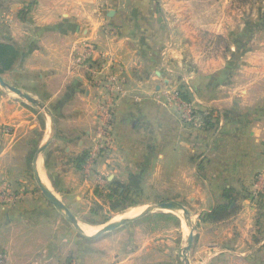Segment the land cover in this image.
I'll use <instances>...</instances> for the list:
<instances>
[{
  "label": "crops",
  "instance_id": "1",
  "mask_svg": "<svg viewBox=\"0 0 264 264\" xmlns=\"http://www.w3.org/2000/svg\"><path fill=\"white\" fill-rule=\"evenodd\" d=\"M0 42L20 52L0 74V188L22 195L0 205L9 264H164L138 223L161 201L199 215L225 205L224 220L198 227V259L176 264H264V194H253L264 171V0H0ZM87 45L113 55L124 81L100 184L81 161L106 90L79 63ZM184 80L213 111L205 124L186 125L169 101ZM159 214L184 235V211Z\"/></svg>",
  "mask_w": 264,
  "mask_h": 264
},
{
  "label": "rangeland",
  "instance_id": "2",
  "mask_svg": "<svg viewBox=\"0 0 264 264\" xmlns=\"http://www.w3.org/2000/svg\"><path fill=\"white\" fill-rule=\"evenodd\" d=\"M177 77V76H176ZM175 77V79H176ZM170 88L169 91V101L170 103H173L178 110L181 113L182 118L186 122V125H202L205 124V121L208 120L212 114L213 111L209 109H200L195 105L193 96L194 93L191 90V83H187L184 80V84L177 88H171L172 85H169ZM205 119V121L203 120ZM3 130L7 133L9 132V127H4ZM113 140H114V133L112 132ZM98 144H99V138L97 137V141L90 150H87L86 154L83 156L82 161V168L83 172L86 175L95 176L97 179V172H96V164L97 162L108 159L109 156L112 153V147L111 150H98ZM114 144V142H113ZM93 163L91 166H89L90 162ZM88 168V169H87ZM88 170V171H87ZM98 184H100V179L98 178ZM153 191H160L161 187H154L152 188ZM98 193L103 194L102 189L100 190L98 188ZM254 195H257L255 192ZM260 199V198H259ZM258 199V200H259ZM257 200V201H258ZM171 202V201H169ZM178 204L177 202H175ZM133 203H126V202H115L112 203L113 209H122L127 208L131 206ZM167 204L165 201L156 202V203H149L147 206H145V209L151 213L154 212L153 215L147 216L142 218L138 223L139 225L143 226V233L149 234L152 232L154 241L152 244L153 246V257L155 260L163 261L164 264H176V261L179 262H187L189 261H195L198 259L196 256L197 249L199 248V240L200 236L197 233L198 229L202 226L203 223L207 221H222L225 218V205H217L216 209L211 210L208 212L205 210L204 215H199V213L195 214V206L193 204H187V210L185 214V226L183 230L182 235L178 230H174L178 225V220L176 218H172L171 215H161L159 212L161 211H175V212H183V209H181L178 205L177 206H171L170 208H161L162 205ZM258 204V203H257ZM111 205V204H110ZM105 209H108V204H105ZM95 210L99 209L97 206L94 208ZM198 216V218H197ZM116 220V219H113ZM106 221H111L107 220ZM108 223V222H107ZM110 224V223H109ZM108 224H106L107 226ZM105 226V227H106ZM104 227V229H105ZM199 227V228H198ZM147 229V230H146ZM120 229L117 230L119 232ZM194 232H196V235ZM151 235V236H152ZM150 236V234L148 235ZM184 236V239H183ZM168 249L169 253L165 250ZM160 250V252L158 251ZM163 252V253H162Z\"/></svg>",
  "mask_w": 264,
  "mask_h": 264
},
{
  "label": "built area",
  "instance_id": "3",
  "mask_svg": "<svg viewBox=\"0 0 264 264\" xmlns=\"http://www.w3.org/2000/svg\"><path fill=\"white\" fill-rule=\"evenodd\" d=\"M79 63L89 65L87 68L93 80L98 86L106 89L105 95L97 105V116L100 121L98 150H111L114 142L112 132L116 117V106L124 92V81L115 70L116 59L111 54L99 52L92 45H87L84 47V54L79 59ZM94 157H92L89 166L93 163ZM254 191L256 194H264V171L257 175ZM21 199L22 195L13 192L9 187L0 188V205L16 204ZM8 262L7 253L1 250L0 264H9Z\"/></svg>",
  "mask_w": 264,
  "mask_h": 264
},
{
  "label": "water",
  "instance_id": "4",
  "mask_svg": "<svg viewBox=\"0 0 264 264\" xmlns=\"http://www.w3.org/2000/svg\"><path fill=\"white\" fill-rule=\"evenodd\" d=\"M0 82L2 84H5V82H3L1 76H0ZM10 89L13 90L14 92L18 93L22 98H24L25 100H27L28 102L32 103V104H36L34 102V100L29 96V94L22 92L20 89L10 86ZM51 115V114H50ZM44 191L46 192V194L49 196L50 200L55 204V206L59 209L64 210V213L66 215V217L71 220L72 222H76L75 217L73 216V214L70 212V210L68 208H66L65 206H63L61 203L57 202L54 197L49 193V191L47 189L44 188ZM179 206L181 209H183V211L186 214V209L184 206H182L181 204H176L175 202H167V204L162 205L161 208H170L171 206ZM148 212V211H147ZM119 223L118 222H112L110 224H108L105 229H103V231H106L108 229H111L113 227L118 226ZM184 263H187L186 261Z\"/></svg>",
  "mask_w": 264,
  "mask_h": 264
},
{
  "label": "trees",
  "instance_id": "5",
  "mask_svg": "<svg viewBox=\"0 0 264 264\" xmlns=\"http://www.w3.org/2000/svg\"><path fill=\"white\" fill-rule=\"evenodd\" d=\"M19 56L20 52L14 44L0 42V74L11 69Z\"/></svg>",
  "mask_w": 264,
  "mask_h": 264
},
{
  "label": "bare ground",
  "instance_id": "6",
  "mask_svg": "<svg viewBox=\"0 0 264 264\" xmlns=\"http://www.w3.org/2000/svg\"><path fill=\"white\" fill-rule=\"evenodd\" d=\"M84 231V230H83Z\"/></svg>",
  "mask_w": 264,
  "mask_h": 264
}]
</instances>
